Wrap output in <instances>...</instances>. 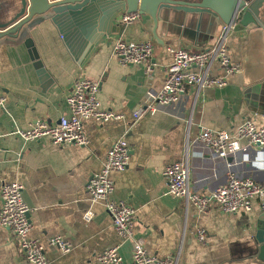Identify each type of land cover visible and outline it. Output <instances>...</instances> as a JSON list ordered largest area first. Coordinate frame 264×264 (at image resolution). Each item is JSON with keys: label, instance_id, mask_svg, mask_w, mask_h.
<instances>
[{"label": "crops", "instance_id": "0c3cea01", "mask_svg": "<svg viewBox=\"0 0 264 264\" xmlns=\"http://www.w3.org/2000/svg\"><path fill=\"white\" fill-rule=\"evenodd\" d=\"M20 8V0H0V27L11 25ZM97 10L99 18L108 17L105 7ZM258 11L257 23L235 22L230 32V56L241 65L240 73L228 76L222 87L186 86L178 102L158 107L137 122L133 110L164 79L171 59L166 47L204 50L214 43L218 26L207 15L199 31L197 15L189 12L181 21L169 20L173 34L159 27L155 37L149 16L140 15L122 26L118 19L122 11L110 22L111 33L89 54L76 43L89 34L93 13L70 19L67 40L54 22L44 19L27 28L24 39L0 43V96L6 99L0 108V186L8 181L23 185L33 238L44 243L50 236L62 235L72 244L67 253L46 246L47 264H98L97 256L116 245L123 261L132 260L131 240L116 234L104 204L92 203L86 190L107 150L122 136L129 145V164L111 175L114 190L109 197L135 208L133 236L150 254L174 256L177 264H264L257 257L255 240L256 220L264 211L260 200H253L250 211L223 213L211 204L208 211L199 212L168 194L162 175L167 165L183 160L189 189L198 193L209 194L225 184L229 168L238 176L264 182V152L256 154L258 148L250 151L248 160L241 152L220 159L196 139L202 127L232 132L244 120L264 123V0ZM113 23L121 29L112 31ZM122 35L126 40L152 42L150 73L142 66L122 65L112 54V43ZM213 72L221 74L217 66ZM78 75L99 79L102 107L123 119L103 124L84 121L88 137L84 146H58L48 138L24 141L10 133L14 126L24 129L36 118L55 123L68 115L66 95ZM87 210L93 212L90 220L83 216ZM198 228L205 232L204 241L197 239ZM0 264H26L16 237L1 226Z\"/></svg>", "mask_w": 264, "mask_h": 264}, {"label": "built area", "instance_id": "2783aa9c", "mask_svg": "<svg viewBox=\"0 0 264 264\" xmlns=\"http://www.w3.org/2000/svg\"><path fill=\"white\" fill-rule=\"evenodd\" d=\"M140 17L138 12H122L118 19L122 26H128ZM235 23L223 24L212 45L204 50H192L186 47L167 46L170 62L165 67V76L154 92H147L143 100L132 112L133 122H137L148 112L158 107L178 102L186 86L197 88H216L228 83L227 77L241 72V65L231 59L229 36ZM112 54L122 65L142 66L150 73L153 45L150 40H126L119 36L112 43ZM217 66L221 74L213 72ZM100 80L81 75L74 78L66 95L68 115H62L58 122L50 123L36 118L26 128L16 126L10 131L22 140L48 138L54 145L84 146L88 137L82 127L86 120L103 124L123 119V115L102 107L98 93ZM5 97L0 96V108H4ZM200 147L207 149L214 158L226 159L241 152L244 159H250V151L264 152V123L256 124L252 120L240 122L232 132L202 127L197 135ZM130 149L125 137H118L106 152L101 168L92 174L86 190L90 201L102 202L111 217L112 226L122 240L132 242V260L125 262L118 253V245L105 249L97 256L98 264H177L174 256L150 254L143 241L133 235V224L136 210L122 200H113L109 196L114 190L111 175L127 168ZM228 168L230 164L227 165ZM227 172L225 184L216 186L209 194H202L189 189L187 166L185 161L178 160L167 165L163 170L167 193L173 197L193 204L197 211L206 212L211 204L217 205L223 213H235L240 210L250 211L254 199L260 200L264 209V182L255 181L250 176L241 177L234 172ZM23 185L17 181L3 182L0 186V226L12 232L26 264H47L45 247L57 248L62 253L71 250L72 244L62 235L50 236L44 243L30 235L32 224L29 219V206L23 198ZM84 219L90 220L92 210L84 213ZM199 241H204L205 232L196 230Z\"/></svg>", "mask_w": 264, "mask_h": 264}, {"label": "water", "instance_id": "95a60500", "mask_svg": "<svg viewBox=\"0 0 264 264\" xmlns=\"http://www.w3.org/2000/svg\"><path fill=\"white\" fill-rule=\"evenodd\" d=\"M21 8L11 25L0 28V43L13 42L10 38L24 39L27 28L36 23L50 19L57 26L64 40L71 36L69 29L70 19H76L81 15L93 13L90 17L89 34L76 46L89 52L99 41L106 39L111 33V23L118 13L138 12L141 16L147 15L152 19V33L157 36V28L165 29L172 33L171 21H181L185 13L193 12L199 19L198 27L203 22V16L212 20L218 26L216 35L223 24L238 22L246 26L249 23H257L258 10L263 0H20ZM105 7L107 18H99L97 9ZM111 22V23H110ZM115 23V22H114ZM113 23V25H114ZM118 25V24H117ZM121 29V25H114ZM200 27L198 28L199 31ZM86 54V56L88 55ZM75 55V54H74ZM255 240L258 244V258L264 260V211L256 220Z\"/></svg>", "mask_w": 264, "mask_h": 264}]
</instances>
